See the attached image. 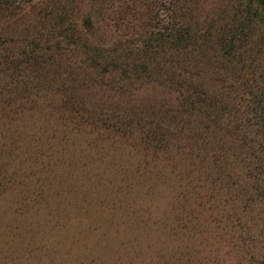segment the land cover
<instances>
[{"label": "trees", "instance_id": "16d2710c", "mask_svg": "<svg viewBox=\"0 0 264 264\" xmlns=\"http://www.w3.org/2000/svg\"><path fill=\"white\" fill-rule=\"evenodd\" d=\"M33 1L0 0V26H10L0 36V119L17 127L45 110L96 139L176 148L201 168L205 197L233 230L232 261L264 264V0H159L122 40L103 23L107 0H89L86 12L77 0H41L35 14ZM128 7L115 11V31L137 19ZM32 13L48 34L27 42ZM148 88L157 95L135 102Z\"/></svg>", "mask_w": 264, "mask_h": 264}, {"label": "rangeland", "instance_id": "374dc122", "mask_svg": "<svg viewBox=\"0 0 264 264\" xmlns=\"http://www.w3.org/2000/svg\"><path fill=\"white\" fill-rule=\"evenodd\" d=\"M77 1L86 12L89 0ZM107 1L103 23L109 37L122 40L140 32L159 0ZM125 6L137 19L115 31V11ZM33 13L27 42L48 34L47 19L38 17L40 25ZM0 36L10 38V26L1 25ZM155 95L140 90L135 102ZM33 113L17 127L0 119V144L18 148L0 149L7 178H0V264H235L233 230L205 197L201 168L176 148L161 152L105 133L96 139L78 119Z\"/></svg>", "mask_w": 264, "mask_h": 264}]
</instances>
